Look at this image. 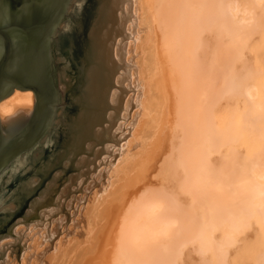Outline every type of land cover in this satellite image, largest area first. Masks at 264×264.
<instances>
[{
  "label": "bare ground",
  "instance_id": "1",
  "mask_svg": "<svg viewBox=\"0 0 264 264\" xmlns=\"http://www.w3.org/2000/svg\"><path fill=\"white\" fill-rule=\"evenodd\" d=\"M126 1H119V15L111 0L90 1L83 8L81 30L58 36L73 71V85L65 91L73 96L69 104L84 110L77 121L70 118L66 124L61 159L88 151L90 144H85L96 136L92 131L99 133L96 143H105L119 113L126 120L130 103L123 108L113 85L124 82L125 73L119 75L118 64L106 58L111 45L103 31L112 23L122 24ZM71 2L65 3L68 19L53 35L55 51L57 34L71 24ZM134 3L143 12L140 27L147 25L151 34L153 27L158 58L149 49L148 72H156L155 60L163 67L157 84L170 93L171 112L162 116L160 133L166 135L155 156L158 162L152 157L139 168L131 196L118 210L107 264H233L242 247L250 251L251 264H264V74L251 55L252 44L264 39V0ZM151 120L141 127V137H151L158 126L157 118ZM239 142L253 145L254 151L240 155L234 147ZM4 227L0 224V233Z\"/></svg>",
  "mask_w": 264,
  "mask_h": 264
},
{
  "label": "rangeland",
  "instance_id": "2",
  "mask_svg": "<svg viewBox=\"0 0 264 264\" xmlns=\"http://www.w3.org/2000/svg\"><path fill=\"white\" fill-rule=\"evenodd\" d=\"M79 1L81 2L72 0L73 11L68 8L71 24H64L62 32L55 38L57 63L60 64L59 101L62 107L56 111L55 127L50 139L44 140L34 151L15 161L14 167L0 181V224L5 225L4 231L0 233V264H107L116 232L115 221L120 213L118 210L130 198V192L134 188L132 182L138 176L137 173L141 170L139 168L149 165L165 146V126V132L160 133L164 122L162 116L163 113L164 118L170 115L172 98L167 90L163 91L168 96L165 98L166 95L161 92L162 85L160 84L159 89L157 84L160 83L157 80L161 81L164 75L163 67L158 68L161 64L155 60L159 73H156L157 69L154 73L148 72L149 49L158 58L156 36L153 27L152 34L150 29L147 30V25L140 27L143 12L139 5L138 11L134 0H127L123 5L128 9L124 7L120 10L123 12L122 24L115 22L112 26L110 24L111 28L103 30L108 36L107 45H111L106 58L109 63L115 61L118 64L119 75L121 72L125 73V78L121 76L124 82H114L113 85L122 97L123 108L127 100L130 103L126 120H120L119 113L117 121L110 125L108 138L102 145L96 143L99 133L92 131L96 136L93 141L85 144V148L90 144L88 151L85 149L78 156L71 153L65 159L59 158L67 142L66 124L70 118L77 121L84 111L74 110L69 104L68 99L73 96L65 91L73 85V81H70L73 71L69 57L59 55V52L63 53L64 47L58 44V36L66 37V31L77 33L81 30L85 18L83 8L92 3V0H84L83 3L82 0ZM119 1L111 0L110 3L117 6V15L120 14ZM147 7L146 5V10ZM67 19L68 17L65 18ZM80 21L81 25L77 24ZM129 25L133 26L132 33L128 31ZM113 33L115 37H112ZM117 44L118 57L115 55ZM251 55L264 74L263 38L252 44ZM63 81L66 87H62ZM148 110L151 112L146 114ZM111 111L107 113L114 114ZM154 118L159 121L151 137H141V127H144V123L148 124L150 119L153 122ZM119 123L123 125L122 130H117ZM44 138L45 135L39 141ZM107 146L110 149L108 151ZM234 147L240 155L254 151L253 145L242 142ZM156 158L155 161L158 159ZM44 174L48 176L42 179ZM139 186H144V183L139 182ZM259 240L262 242V239ZM241 249L244 252L236 251L238 259L233 260V264H251L253 261L248 258L250 251L243 247Z\"/></svg>",
  "mask_w": 264,
  "mask_h": 264
},
{
  "label": "water",
  "instance_id": "3",
  "mask_svg": "<svg viewBox=\"0 0 264 264\" xmlns=\"http://www.w3.org/2000/svg\"><path fill=\"white\" fill-rule=\"evenodd\" d=\"M67 1L0 0V181L41 137L50 139L62 107L52 39Z\"/></svg>",
  "mask_w": 264,
  "mask_h": 264
},
{
  "label": "snow or ice",
  "instance_id": "4",
  "mask_svg": "<svg viewBox=\"0 0 264 264\" xmlns=\"http://www.w3.org/2000/svg\"><path fill=\"white\" fill-rule=\"evenodd\" d=\"M11 70H15V69L13 68V69H11Z\"/></svg>",
  "mask_w": 264,
  "mask_h": 264
}]
</instances>
